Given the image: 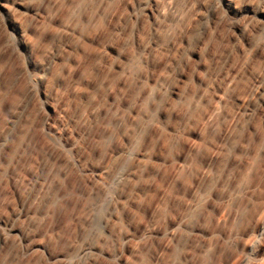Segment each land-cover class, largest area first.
<instances>
[{"label": "rangeland", "instance_id": "1", "mask_svg": "<svg viewBox=\"0 0 264 264\" xmlns=\"http://www.w3.org/2000/svg\"><path fill=\"white\" fill-rule=\"evenodd\" d=\"M231 2L0 0V264H264V0Z\"/></svg>", "mask_w": 264, "mask_h": 264}, {"label": "bare ground", "instance_id": "2", "mask_svg": "<svg viewBox=\"0 0 264 264\" xmlns=\"http://www.w3.org/2000/svg\"><path fill=\"white\" fill-rule=\"evenodd\" d=\"M227 6H228V8L233 9V6H232V2H231V0H227ZM131 151H132V150H130V151H128V152L125 153V157H126V158H128V157L131 156V155H133V154H131ZM129 158H130V157H129ZM104 199L109 200V199H110L109 195H108V194H105V195H104ZM108 202H109V201H108ZM88 250H89V247H85V248H83V249L80 251V255H81L82 257H85V256L88 254ZM70 264H73V262H70Z\"/></svg>", "mask_w": 264, "mask_h": 264}]
</instances>
